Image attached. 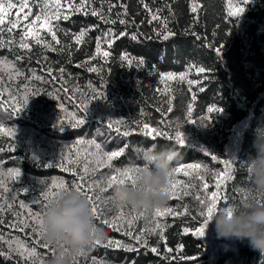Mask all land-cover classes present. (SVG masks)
Instances as JSON below:
<instances>
[{
    "label": "trees",
    "instance_id": "trees-1",
    "mask_svg": "<svg viewBox=\"0 0 264 264\" xmlns=\"http://www.w3.org/2000/svg\"><path fill=\"white\" fill-rule=\"evenodd\" d=\"M0 4L5 8L0 14V252L10 254L0 257V264H47L53 256L54 248L36 244L29 218L30 212H42L43 193L53 181L81 184L100 206L94 220L105 233L101 244L71 264H264V254L247 240L218 237L212 223L197 234L206 213L197 197L204 200L217 191L218 175L231 179L222 182L217 207L264 196L253 191L241 167L254 151L253 128L264 119V0H60V15L69 19L53 21L59 44L42 27L45 13L57 11L55 0ZM82 5V11L75 10ZM238 8L243 12L229 15ZM26 32L50 47L29 36V49H21ZM167 73L173 78L162 77ZM96 93L103 97L93 99ZM26 95V107L13 113ZM210 107L220 110L209 112ZM80 119L84 123L73 127ZM152 129L166 135H144ZM177 132L185 135L183 145ZM95 144L101 145L99 152ZM150 144L178 151L173 169L201 165L187 169L189 176L175 174L185 187L177 186V198L168 196L160 208L171 213L161 217L155 209L145 213L117 204L115 187L108 184L115 169L139 166L135 149ZM122 148L114 162L101 159L103 152ZM225 161H234L230 169ZM14 169L20 170L18 178L9 174ZM89 184L99 186L89 189ZM120 211L125 218L116 231L107 222ZM132 215L137 219L129 228ZM21 221L23 231L12 227ZM129 230L133 236L124 234ZM109 239L133 250L105 247ZM21 244L35 245L38 255L21 256Z\"/></svg>",
    "mask_w": 264,
    "mask_h": 264
},
{
    "label": "clouds",
    "instance_id": "clouds-1",
    "mask_svg": "<svg viewBox=\"0 0 264 264\" xmlns=\"http://www.w3.org/2000/svg\"><path fill=\"white\" fill-rule=\"evenodd\" d=\"M251 147L254 151L247 155L246 171L253 191L264 194V119L253 128ZM135 151L141 162L133 169L135 183L116 186L114 200L147 213L167 204L169 194L165 189L179 153L173 147L158 148L156 144L139 145ZM41 222L43 240L55 249L47 264H71L105 234L95 223L86 196L70 186L47 202ZM209 223L218 237L247 240L253 250L264 254V196L257 199L249 195L231 206L216 207L207 218V226Z\"/></svg>",
    "mask_w": 264,
    "mask_h": 264
},
{
    "label": "snow or ice",
    "instance_id": "snow-or-ice-1",
    "mask_svg": "<svg viewBox=\"0 0 264 264\" xmlns=\"http://www.w3.org/2000/svg\"><path fill=\"white\" fill-rule=\"evenodd\" d=\"M54 6L56 7L57 11L54 14H48L47 12L45 13L44 23H43L42 27L44 28V30H46L48 33L51 34L52 40L55 41L57 44H59L60 41L57 39V32L55 30V25L53 24V21L54 20L58 21L61 18L63 20H68L69 16L67 14H65V15H63L61 17L60 12H59L60 0H55V5ZM68 7L69 8H74L75 6L72 5V4H69ZM7 8L13 9L14 5L12 3H9V4H7ZM75 10L76 11H82L83 10V5L81 6V8H75ZM243 10H244V8H238L235 13L230 12L229 15L230 16L239 15L241 12H243ZM4 11H5L4 5L0 4V14L4 13ZM191 11L193 13H195L197 11V7L194 5L191 8ZM91 15L92 16H98L99 13H97L96 11H93L91 13ZM19 18H20L19 15H17V19H19ZM26 18L27 17H25V19ZM152 18H153V20H155V19H158L159 17L157 15H153ZM36 20L39 21L40 20V16H37ZM119 22L121 24L125 23L124 20H120ZM3 23H4V20L2 18H0V24H3ZM113 23H114V21H113ZM124 34L125 33L121 32L119 35L123 36ZM83 35H84V32L82 31L79 34V36H76L77 43L80 42V40L83 37ZM168 35L170 36V35H172V33H168ZM29 36L31 37V39H33L35 41L36 44L39 45V44L44 43L46 47H50V45H48L47 43L42 41L39 38L38 35H34L31 32H26L25 36L21 38V42L19 44V47L21 49H29V47H30L29 43L25 42V38L29 37ZM163 38L167 39L168 36H164ZM132 39H136V36L133 35ZM98 47H99V45H98ZM104 55L107 56L108 53L105 52ZM3 62L4 61H0V63H3ZM90 70H92V69H90ZM199 71L200 72H204V69L200 68ZM61 72H63V69H61ZM161 75H162V77L166 76L168 79H172L173 78V74H171V73L161 74ZM37 79H39V77H37ZM180 79H183V75L180 77ZM35 95H39V93H35ZM102 97H103L102 94L96 93V94H94L93 99H98V98H102ZM29 99H30L29 96L26 95L24 97L23 101L20 102V106L19 107L13 106L12 112L18 114L21 110H23L26 107V105L28 104ZM86 109H87V105L84 106L85 112H86ZM219 110L220 109L214 108V107H210L208 109L209 112H216V111H219ZM169 111H171V108L169 109ZM190 111H191V108H189V112ZM83 123H84L83 119L77 120L76 123L73 124V127H76L77 125L83 124ZM109 127H111V124L109 125ZM144 128L148 129V125L145 124ZM0 131H4V129L0 128ZM117 131H119V129H117ZM123 135L124 136H129L130 134L128 132H124ZM144 135L145 136L151 135V136H154V137H160L162 135H166V133H161V132H159V131H157L155 129H152L150 132L149 131H145ZM176 138H177L178 144L183 145L185 143V135L184 134H182L180 132H177L176 133ZM95 147L98 150V152L101 150V145L100 144H95ZM123 153H124V149L123 148L118 150V151L103 152V154L101 156V159L102 160H106L107 162H114V158L121 157ZM212 159L215 160L216 157L212 156ZM233 162L234 161H225L224 163L230 169L232 167ZM241 167L242 168L246 167V164L245 163H241ZM134 168L135 167L124 168V169H120V168L115 169V173L116 174L112 175L109 178V180H108L109 187L110 188L111 187H115L116 188V186L124 184L126 182L134 184L135 183L134 174H133V169ZM199 168H201V165H199V164H189V165L181 164L178 167H175L174 169H172V172L170 173V177H169L168 186L165 189V191L168 192L169 197L170 198H177L175 196V191H176L177 186H180L181 188L185 187V185L183 184L182 181H180V180L175 178V174L176 173L183 172V174L185 176H189V175H191V173L189 171H187V169L197 170ZM87 173H88V168L86 167L85 168V176L87 175ZM9 174L12 177H14V178H18L19 175H20V170L19 169L10 170ZM85 176H82L81 179H84ZM201 179H203V177H201ZM227 179H231V177L227 176V175H225V176L218 175L216 183H215V188L217 189V191H212L211 192V196L210 197H206L204 200H200L199 197H197L199 203L202 206H206V213H202V215H205V219L203 220L202 226L199 229H197V234L198 235L202 236L204 234V229L207 226V218H210L213 210L217 207L218 201L221 199L219 190L221 189L222 182L224 180H227ZM249 179H250V177H249ZM2 184H3V181L0 180V186H2ZM98 186L99 185H97V184H89L87 187L89 189H93V188H96ZM66 187H68V185L64 181H53L52 182V186L50 188H48V190L46 192L43 193L44 201H46L44 207L46 206L47 202L50 199L55 198L57 195H59L61 190L66 188ZM71 187L75 188L82 195L86 196V198L88 199V201H89V203L91 205V210H92L94 218L97 217L100 206L93 199V196L90 195L88 191L82 190V185L81 184L74 183ZM203 187H204V189H207L208 188V184L204 183ZM100 191L103 192V191H105V189L101 188ZM185 194H187V193H185ZM98 199H99V196L96 197V200H98ZM33 203H34V205L35 204H39L40 201H34ZM170 213H171V209L166 207V208H163V209H161V208L155 209V213L154 214H155L156 217H161V216H164V215L170 214ZM29 218L32 220V232L37 237L36 244L40 245V247H42L43 249L53 248L50 244H48L46 242H42L41 213L40 212H35V213L30 212L29 213ZM124 218H125V213L123 211H120L118 216H114L112 218V220L110 222H107V223L109 224L110 228H112V229H114L116 231H119V229L121 227L120 221L123 220ZM136 219H137V217L135 215H132L131 218L127 220L129 228H130V226L133 224V222ZM20 224H23V222L21 221L19 224H14V225H12V227H20ZM159 227H160V225H157V228H159ZM23 230H24V228L20 227V231H23ZM124 234L126 236H133V233L131 232V230L126 231ZM0 238H2V234H0ZM134 239L139 241L140 240V236L136 235V236H134ZM94 244L95 245H100L101 244V239L95 240ZM112 246H115L116 248H123L124 250H127V251H132L133 250V248L131 246L127 245V244H122L120 241H114V240L109 239L107 241V244L105 245V247H112ZM20 248L23 249V251L20 252L21 256H23L25 254V252H27V255L29 257H34V256L38 255L37 247L35 245L25 246L24 244H21ZM151 251L152 252H157L158 250H157L156 247H152ZM52 254L54 255V251H53ZM9 255H10L9 253L0 252V257H4L5 259H8ZM25 264H28V262L25 261Z\"/></svg>",
    "mask_w": 264,
    "mask_h": 264
}]
</instances>
